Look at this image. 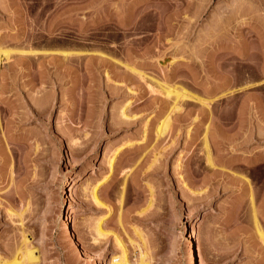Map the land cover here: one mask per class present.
I'll list each match as a JSON object with an SVG mask.
<instances>
[{"label":"rangeland","instance_id":"rangeland-1","mask_svg":"<svg viewBox=\"0 0 264 264\" xmlns=\"http://www.w3.org/2000/svg\"><path fill=\"white\" fill-rule=\"evenodd\" d=\"M0 51V264H264V0H0Z\"/></svg>","mask_w":264,"mask_h":264},{"label":"bare ground","instance_id":"bare-ground-1","mask_svg":"<svg viewBox=\"0 0 264 264\" xmlns=\"http://www.w3.org/2000/svg\"><path fill=\"white\" fill-rule=\"evenodd\" d=\"M26 53H27V51H26ZM31 53H34V52H31L30 51V53H28V54H31ZM77 54L76 52H72V53H66V52H58L57 53V55L59 56L60 54L61 55H64L63 57H69V56H73V54ZM25 54V53H24ZM9 53H3L2 51H0V63L2 62V57L3 56H5V57H7V58H9ZM36 55V54H35ZM53 55V54H52ZM25 56V55H24ZM27 56V55H26ZM25 56V57H26ZM33 56V55H32ZM29 57V56H28ZM168 92V95L169 96H172V95H175L176 96V104H175V106H174V108L176 107L177 108V103L180 101V100H182L183 98L185 99L187 96H185V95H182L181 93H179V92H177L176 90H174V89H171V88H169L168 90H167ZM40 108H41V106H39ZM39 108V109H40ZM41 110V109H40ZM37 111H39V110H37ZM124 112V111H123ZM42 113V112H41ZM123 114V113H122ZM125 114V113H124ZM125 116V115H124ZM169 126V123H168V119L165 121V122H163L161 125H160V127H159V130H158V132H159V134H162L163 133V131L167 128ZM169 128V127H168ZM117 155V154H116ZM116 155H115V157H116ZM115 157H113L112 159H111V166H112V164H113V161H114V159H115ZM208 162H209V165H210V167H213V168H215L216 166L214 165V163H213V161L210 159V157H208ZM248 184H249V182H248ZM250 186V185H249ZM251 191V190H250ZM93 195H94V197H95V200L98 202V196H97V188L96 189H94L93 190ZM254 218H255V224L257 225V228H258V231H259V237L261 238V240H262V242L264 243V233H263V231H261V229H260V227H259V223H258V220H257V215H256V213L254 214ZM72 222H73V220H72ZM104 222V221H103ZM103 222L102 221H97L96 222V224H95V231H96V233H97V235L98 236H104L105 235V232H104V230L102 229V225H103ZM25 242V241H24ZM26 244V243H25ZM29 246V244L27 245L26 244V246L25 247H23V248H21L22 249V253H21V255L20 256H18V258H16V264H35L36 262H37V259H35V257H34V250L33 249H31L30 247H28ZM112 264H129V262H128V260H127V258H126V255H125V252H123L120 256H118L117 258H114L113 260H112ZM139 264H145L144 263V258L142 257V259H141V262L139 263ZM193 264V263H192Z\"/></svg>","mask_w":264,"mask_h":264}]
</instances>
